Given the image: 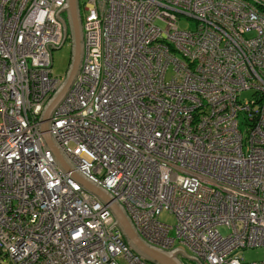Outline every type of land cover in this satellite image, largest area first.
Instances as JSON below:
<instances>
[{
    "label": "built area",
    "instance_id": "2783aa9c",
    "mask_svg": "<svg viewBox=\"0 0 264 264\" xmlns=\"http://www.w3.org/2000/svg\"><path fill=\"white\" fill-rule=\"evenodd\" d=\"M63 2L0 0V264H154L40 138ZM262 3L82 1L80 68L50 114L56 144L147 242L202 264H264L241 255L264 247Z\"/></svg>",
    "mask_w": 264,
    "mask_h": 264
},
{
    "label": "water",
    "instance_id": "95a60500",
    "mask_svg": "<svg viewBox=\"0 0 264 264\" xmlns=\"http://www.w3.org/2000/svg\"><path fill=\"white\" fill-rule=\"evenodd\" d=\"M261 1L264 2V0ZM64 11L67 12V20L70 25L69 28L71 34V53L65 77L62 79L60 85L55 88V90L43 104L41 111L37 117L39 122L37 126L40 132V138L44 144V148L49 150L53 160L56 164H58V166L64 173L73 178V180L79 183V185L84 189L99 198L105 206H108L114 217L109 226L115 223L118 228H120V231H122L125 241L132 247L134 251L141 254L143 257L154 264H183L177 257L179 252L184 251L182 246H175L171 249H164L163 247H158L147 242L138 233L125 208L120 202L117 201L115 196L112 195L105 187L97 184L96 181H94L89 176L80 171L77 167H75L51 136V133L49 131L50 114L53 111V108L63 100L67 91L75 80L80 68L83 54L82 29L77 0H64L63 4H61L58 9L54 11V18L62 23L63 37L61 38L60 43L62 42L65 33H68L66 19L61 15V13ZM46 43H50V45H52L53 47H58L60 45L59 43L58 46H55L52 42L47 41L44 43V46L47 50L48 48ZM48 55L50 58L49 50ZM186 254L190 258H195L196 260L198 259V257L195 255L188 253ZM198 263L202 264L200 260L198 261Z\"/></svg>",
    "mask_w": 264,
    "mask_h": 264
},
{
    "label": "rangeland",
    "instance_id": "374dc122",
    "mask_svg": "<svg viewBox=\"0 0 264 264\" xmlns=\"http://www.w3.org/2000/svg\"><path fill=\"white\" fill-rule=\"evenodd\" d=\"M84 1V0H81ZM179 19V25L182 27H193L195 24V19L189 16H181ZM160 25H164L162 21H158ZM251 33V32H250ZM70 35V34H69ZM69 35L65 38L64 42L58 47L51 49V72L53 75H58L63 79L65 77L68 65L69 58L71 53V39ZM246 93V92H245ZM248 94L250 92H247ZM241 117V116H240ZM243 127V125H242ZM160 219L169 223L175 222L174 214L169 213L166 210H163L160 213ZM219 230L223 233H227L229 228L225 225H220ZM184 251L188 254H192L188 249L184 248ZM179 252L178 255L181 257V261L184 264H199L195 258H190L185 252ZM244 261L259 260L264 258V247H250L241 251Z\"/></svg>",
    "mask_w": 264,
    "mask_h": 264
},
{
    "label": "flooded vegetation",
    "instance_id": "af4514ba",
    "mask_svg": "<svg viewBox=\"0 0 264 264\" xmlns=\"http://www.w3.org/2000/svg\"><path fill=\"white\" fill-rule=\"evenodd\" d=\"M77 5H78V12H79V18H80V22H81V18H82V14H83V5H82V1L81 0H77ZM61 15L63 16V17H65V19H66V24H67V36L70 34V28H69V23H68V20H67V12H62L61 13ZM69 37H70V39H71V34L69 35ZM63 43V42H62ZM61 43V44H62ZM60 78V83L62 82V79H61V77H59ZM60 83H59V85H60ZM58 85V86H59ZM177 257L179 258V260L181 261V257L179 256V255H177ZM182 262V261H181ZM183 263V262H182ZM184 264V263H183Z\"/></svg>",
    "mask_w": 264,
    "mask_h": 264
},
{
    "label": "trees",
    "instance_id": "16d2710c",
    "mask_svg": "<svg viewBox=\"0 0 264 264\" xmlns=\"http://www.w3.org/2000/svg\"><path fill=\"white\" fill-rule=\"evenodd\" d=\"M261 6H262V8H263V10H264V3H262V5H261Z\"/></svg>",
    "mask_w": 264,
    "mask_h": 264
}]
</instances>
